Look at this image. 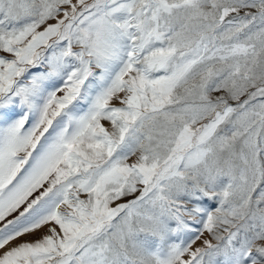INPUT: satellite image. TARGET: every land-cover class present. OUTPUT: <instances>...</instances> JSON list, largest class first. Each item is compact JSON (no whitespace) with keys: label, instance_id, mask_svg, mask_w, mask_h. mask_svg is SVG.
I'll list each match as a JSON object with an SVG mask.
<instances>
[{"label":"snow or ice","instance_id":"1","mask_svg":"<svg viewBox=\"0 0 264 264\" xmlns=\"http://www.w3.org/2000/svg\"><path fill=\"white\" fill-rule=\"evenodd\" d=\"M0 264H264V0H0Z\"/></svg>","mask_w":264,"mask_h":264}]
</instances>
